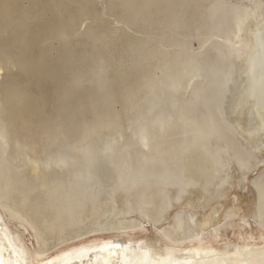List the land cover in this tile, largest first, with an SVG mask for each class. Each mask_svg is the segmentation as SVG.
I'll list each match as a JSON object with an SVG mask.
<instances>
[{
	"label": "rangeland",
	"instance_id": "374dc122",
	"mask_svg": "<svg viewBox=\"0 0 264 264\" xmlns=\"http://www.w3.org/2000/svg\"><path fill=\"white\" fill-rule=\"evenodd\" d=\"M241 1L0 0V128L3 127L0 133L10 144L5 156V148L1 147L0 156L5 159L8 156L10 161H13L12 158H34L42 165V159L45 160L44 164H50L73 156L72 166L75 165L78 171L71 175L70 180L63 177L72 167L70 164L59 163L57 166L61 165L60 168L52 167L55 172H63L54 175V181L67 183L55 187L61 188L60 202L68 205L71 195H87L83 192L86 181L80 178L78 182L75 179L91 171L81 165L85 159L83 156L93 152L109 160L111 156L106 155L107 150L103 146L111 137L117 143H122H118L119 148L111 153L123 150L130 154L131 159H135L129 161L131 170L135 168L133 166L138 163L137 160L147 162L154 157L160 164L174 168L173 172H179L181 167L183 172L186 170L189 174L185 177L199 178V185L201 180H209L216 165L220 170V163L215 158L221 149L224 151L228 145L231 147H227L230 152H225L226 160L233 156L237 159L243 156L244 159L248 155L246 150L236 139L230 138L228 131H225L227 124L221 119L225 117L222 107H227L226 98L219 100L221 90L226 96L229 93L225 87L228 83L227 72L232 65L229 56L220 55L224 48L226 52L223 54L228 53V46L223 44L229 38L233 39V30L237 31L235 20L238 19L237 15L240 17L241 5L236 4H243L240 11L243 10L241 13L244 15L256 0ZM215 12L217 18L212 14ZM217 39L223 51H218L221 48L216 45ZM220 41L223 43L220 44ZM203 42H207V51L201 54ZM224 64L227 66L226 73H223ZM190 69L192 73L199 71L197 74L200 76L196 74L194 81L212 76L207 77L208 81L204 78L205 82L202 79V83L189 81L193 83L190 84L187 82ZM192 73L189 74L191 77L194 75ZM197 76L201 79H197ZM206 82L209 85L204 84ZM189 84L195 85L188 88ZM15 88L16 92L12 93ZM186 88L190 89L189 93ZM196 92L200 93L199 98L192 99ZM193 100L198 103L191 102ZM218 100L223 103L222 106L219 104L221 107ZM207 126L215 127L209 130L214 136L207 133L203 141L195 144L193 141L198 138V130ZM218 134H224V139ZM140 136L148 140L146 147L140 146ZM212 138H216V142L221 138V142H224L219 140L220 145L211 141ZM2 140L1 137L0 143ZM190 140L193 142L191 145L187 142ZM170 148L175 149L171 151ZM183 148H191L185 153H192L185 154V157L182 153H176ZM214 150L217 153H213ZM117 154L112 156L117 158ZM29 155L33 157L29 158ZM205 160L211 162L206 163ZM119 161L124 162L122 159ZM212 162L216 165H210ZM63 168L68 170H60ZM230 169L233 172L234 169ZM159 170L156 166L152 169L161 173ZM258 171L260 168L251 170L249 177ZM101 173L106 182L108 179L109 182L113 181L112 177L118 175L116 171ZM213 175V178L216 177V173ZM35 177L39 179L37 175ZM218 179L213 183L207 182L206 186L217 184ZM44 181H47L46 178ZM105 181L98 184L102 185ZM95 185L96 182L89 184L92 192ZM231 190L224 202L229 203L236 194L237 202L244 209L255 196L249 186ZM216 221L224 220L217 218ZM228 233L233 235L232 231Z\"/></svg>",
	"mask_w": 264,
	"mask_h": 264
},
{
	"label": "bare ground",
	"instance_id": "6f19581e",
	"mask_svg": "<svg viewBox=\"0 0 264 264\" xmlns=\"http://www.w3.org/2000/svg\"><path fill=\"white\" fill-rule=\"evenodd\" d=\"M222 1L226 3V0ZM236 5L242 7L243 4ZM241 7H239L240 10ZM249 8L245 9L244 15L241 13L243 10L238 9L240 17L237 15L238 19L235 18L236 16L233 19H236L235 26L238 27L236 32L234 30L231 32L232 35L234 34L233 39L229 38L226 42L224 41L223 46L229 48V50L227 48V54H223V52H226V48L223 51L222 46L218 45L219 39L216 41L217 47L221 48L217 50L223 51L220 57L229 56L230 61L233 57V61H229L232 66L227 72L228 83L225 87L226 92L230 89L231 97L229 93L227 96L222 94L221 90L219 100L226 98L227 107H222L225 109V117L220 118L227 124V130L225 131H228L230 138L236 139L248 154L244 159L243 156L239 157L243 159L242 161L234 156L226 160L225 155L230 152L229 148L227 149L229 145H226V150L222 151L223 149H221V152L215 148L217 152H220L218 153L219 156L215 158L220 163V170L216 167V164L210 163V165L216 166L213 167L211 179H207V182L213 183L219 176L221 178L218 179L217 184L209 183L211 185L207 187V182L201 180L202 182L200 181L199 185V178H191L190 176L191 179H189L185 177L189 174L186 170V172H183L181 167L178 169L179 172L176 170L173 172L174 168L160 164L159 160L154 157L148 159L147 162L137 160L139 164L136 162L133 166L135 168L131 170L129 161L135 159H131L130 154L123 152V150H120L121 152L116 150L117 152H114V154L118 153V157L114 158L115 155L110 151L119 148L118 145L122 143L118 142V144L115 138L111 137L110 140L113 138L111 141L114 140L115 142L109 140L110 142L104 143L105 146L102 145L107 150L106 155L111 156L108 158L109 160H105L102 156L99 157L98 154L93 152H90L88 156H83L85 159L81 165L87 171L91 170L93 173L90 171V173L76 176L75 179L78 182L80 178L86 181L83 192H86L87 195L82 196L83 193L79 197L71 195L70 204L68 205L66 202H60L62 191L59 186L55 187L67 183H55L54 181V175L63 172H55L52 167L60 168L61 165L57 166L59 163L64 165L67 163V165L72 166L73 156L58 159V162L50 164L48 162L44 164L45 160L42 159L41 161H43V165L46 166L47 170L42 167V162L34 158H26V160L12 158L13 161H10L7 158L8 156L6 159L3 158L10 145L9 140L0 133L4 142L0 143V149L1 147L5 148L4 156H0V226L2 227L0 230L8 238L11 253H16L19 264H73V260H77L79 263L92 264L93 257L90 259H86V257L93 250H103V261L107 264H264V222L259 221L257 218L261 207L264 206L262 201L264 197V127L260 128L261 125L264 126L260 115L261 111H264V107L261 110L258 104L260 99L264 97V89L260 88L257 83V76H264V61L260 63L256 58L260 52L264 55V0H256ZM223 9L225 10L224 7ZM238 10L236 13H238ZM212 14L217 18L218 14ZM212 14L209 16L213 20ZM224 19L226 20L225 16ZM221 41L223 40L221 39ZM221 41L220 44L223 43ZM203 43L202 50H200L201 54L207 51L205 48L207 42L206 44ZM216 45L214 44V46ZM235 53L239 58L238 61ZM194 65L196 66V64ZM223 68V73H226V64ZM217 70L220 69L217 68ZM198 72H193L194 75L191 77L189 75L192 73L190 69V73L187 74L189 78L187 82L194 81ZM209 76L211 78L212 75H207V77ZM207 77L204 78L207 79ZM234 77V84H230V78ZM198 78L201 79L197 76ZM204 78H202L203 82H205ZM219 78H217L218 81ZM201 80L198 81L201 82ZM191 82L189 83L193 84ZM204 84L209 85L208 82ZM189 85L188 88L194 86ZM188 88L186 89L188 90ZM13 92H16V88ZM196 93L197 95L192 96V99L200 94ZM198 98H196L197 101ZM219 100L218 105L222 106L223 103ZM220 105L219 107H221ZM212 113L213 111L210 114ZM216 117L218 118V116ZM211 121L214 122V120ZM209 127H203L205 130L200 128L197 134L198 138L192 141L199 144L200 141H203L205 134L208 133L211 137L213 134L214 136V133H209L211 132L209 130L215 127ZM2 129L3 127L0 128V130ZM213 131L215 132V130ZM257 132H259V135L256 136ZM215 133L217 135V132ZM220 136L224 139V134ZM247 136L250 138L249 140ZM139 139L140 146L146 147L148 140L146 141L144 136H140ZM212 140L214 141L216 138H212ZM219 140L214 142L220 143L221 140L218 142ZM187 142L190 145L193 144L191 140ZM221 143L220 145H222ZM25 148L27 147L25 146ZM122 148H127V146ZM174 149L170 148L171 151H174ZM190 149L184 150L183 148L181 152L176 153H182L185 157V154L192 153H185V151L192 150ZM216 151L213 153H217ZM246 152L244 153L246 154ZM30 153L33 155L32 151ZM199 153L202 154L201 151ZM227 155L231 156V154ZM30 157L33 156L29 155ZM115 159H117L116 162H113ZM120 159L124 162L119 161ZM209 162L211 161H206V163ZM114 163L119 164L115 166ZM154 166L159 168L161 173L152 171ZM245 166L248 169L241 171L240 167ZM106 167L108 170H106ZM231 167L234 169L233 172L230 169ZM257 168H260V171L249 177L250 171ZM31 171L33 172L31 173ZM77 171L78 168L73 165L63 177L70 180L71 175L77 173ZM107 171L112 173L116 171L115 174H118L116 178L115 176L112 177L113 181L109 182L108 179L107 182L109 183L100 175L101 172ZM43 173L44 176L42 177ZM215 173L217 178L214 177V179L212 176ZM36 175L39 179L35 177ZM44 178H46V182ZM164 179H171L172 181H163ZM192 179L195 181L193 184ZM213 179L214 181H212ZM101 181L105 182L102 185L98 184ZM91 182H96L95 187H93L94 192L89 188ZM176 183L180 184L178 189L175 188ZM214 186L215 188H213ZM247 186L251 188L255 196H253V200L248 202L246 209L237 202L236 194L229 203L224 202L223 199L228 198L229 190L234 187L246 188ZM101 190L103 192L100 193ZM104 194H107V196ZM162 196L166 199V202L163 201ZM204 209L205 211H203ZM200 213L202 214L200 215ZM185 215H188L189 219L194 222L195 226L191 230L185 226L187 223ZM217 218L224 221L218 223ZM229 231H232V236L228 233ZM112 244L115 246L109 247ZM138 247L144 250L145 255L141 259L138 255ZM146 256H150L147 261Z\"/></svg>",
	"mask_w": 264,
	"mask_h": 264
},
{
	"label": "water",
	"instance_id": "95a60500",
	"mask_svg": "<svg viewBox=\"0 0 264 264\" xmlns=\"http://www.w3.org/2000/svg\"><path fill=\"white\" fill-rule=\"evenodd\" d=\"M235 57H236V60L238 61L239 58H237V53H235ZM256 58L260 61V63L262 61H264V55L261 52L257 55ZM252 77H254V76H252ZM234 79H235V77L234 78H230V80H229L230 81V84H234L233 83V81H235ZM257 83H258V85H260V88L264 89V76H257ZM227 92H229V96H230L231 95L230 94V92H231L230 89H228ZM258 104H259V108L262 110V108L264 107V97H262L260 99V102H258ZM260 115H261V118H262V120L264 122V111H261ZM263 127L264 126H262V125L260 126L261 129ZM257 135H259V132H257L256 136ZM247 138H248V140L250 139L248 136H247ZM244 169L247 170L248 169L247 166H245L243 168L240 167V170L241 171H244ZM174 174H176V173H174ZM163 181H169V182H171L172 180L171 179H168V180L167 179H164ZM176 184L177 185H175V188L178 189L179 186H180V184H178V183H176ZM179 191H180V189H179ZM179 193L181 194L182 192H179ZM163 201L166 202V199L164 197H163ZM262 201H263V204H264V197H263V200ZM110 206H111V204H110ZM259 213H258L259 215H257L258 220L261 221V222H264V206L261 207V211ZM185 220L187 221V223L185 224V226L187 228H189L190 230L192 228H194L193 227V226H195L194 225V222L191 221L192 219L191 220L189 219V216L188 215H185ZM0 228H2V227L0 226ZM8 241H9L8 238L0 230V264H19L18 261H17L16 253H11V245H9V242ZM113 246H115V245L112 244L109 247H113ZM138 251H139L138 252L139 253L138 254L139 255V258L141 259V257H143L145 255L144 254V250H141L138 247ZM103 256H104V251L103 250H97V251L93 250L90 253V255L88 257H86V259H90L91 257H93L92 264H98V263L99 264H107V263H105L103 261ZM149 257L150 256H148V257L146 256V261L149 259ZM137 258H138V256H137ZM100 261L103 262V263H101ZM72 263L73 264H86L84 262L79 263V262H77V260H73Z\"/></svg>",
	"mask_w": 264,
	"mask_h": 264
}]
</instances>
